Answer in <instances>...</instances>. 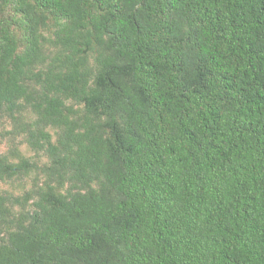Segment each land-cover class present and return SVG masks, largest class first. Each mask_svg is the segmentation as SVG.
<instances>
[{
    "label": "trees",
    "instance_id": "1",
    "mask_svg": "<svg viewBox=\"0 0 264 264\" xmlns=\"http://www.w3.org/2000/svg\"><path fill=\"white\" fill-rule=\"evenodd\" d=\"M0 138V264H264V0H0Z\"/></svg>",
    "mask_w": 264,
    "mask_h": 264
},
{
    "label": "rangeland",
    "instance_id": "2",
    "mask_svg": "<svg viewBox=\"0 0 264 264\" xmlns=\"http://www.w3.org/2000/svg\"><path fill=\"white\" fill-rule=\"evenodd\" d=\"M10 128H11V125L7 124V129H10ZM9 144L10 143L6 142L3 138H0V152L1 153L7 152L9 148ZM21 150H22V153L26 155L27 157L39 158L41 160V165L47 163L46 157L41 155V158H40L36 153L30 150L26 145H22ZM5 188L8 189L9 187L5 186Z\"/></svg>",
    "mask_w": 264,
    "mask_h": 264
}]
</instances>
